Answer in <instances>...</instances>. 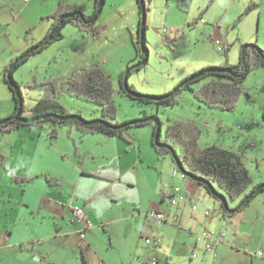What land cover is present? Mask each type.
<instances>
[{
	"label": "rangeland",
	"instance_id": "374dc122",
	"mask_svg": "<svg viewBox=\"0 0 264 264\" xmlns=\"http://www.w3.org/2000/svg\"><path fill=\"white\" fill-rule=\"evenodd\" d=\"M3 1L0 0V5ZM68 1L76 3L86 13L93 11L94 0ZM57 4L58 0L28 1L10 30L16 35V47L24 50L44 37L42 27L48 21L39 20L37 15L41 9L55 8ZM15 11L17 14L18 10ZM140 16L137 0H106L98 20L102 26L100 33L95 36L84 34L68 23L63 29V38L33 55L16 71L15 78L22 85L26 107H33L41 97L42 90L32 85L35 80L42 81L52 75L67 78L75 67L98 62L114 84L115 120L157 114L163 122V135L167 124L174 120L194 122L202 130L199 138L202 146L219 143L242 153L254 181H264V67L248 74L245 90L233 110L208 107L199 102L189 88L182 91L178 102L172 106L141 101L123 92L120 83L122 75V79L126 78L133 66L147 58L146 51L136 46ZM201 18L207 22H202ZM147 24V63L140 69H133L128 77V82L142 93L168 92L185 76L209 64L237 63L241 50L248 43H256L264 49V0H152ZM5 31L0 26V47L9 36ZM215 37L222 40V48H218ZM204 80L194 82L192 87H200ZM58 98L68 109L80 111L87 118L102 116V107L95 102L66 93ZM12 107L13 101L5 102L0 98V117L10 115L14 110ZM70 127H60L56 138L50 135L47 125L41 127L45 140L35 158L36 164H43L40 168L47 165L44 174L51 170L50 174L65 178L63 184L68 195L81 203L86 202L87 209L98 214L97 221L102 225L93 229L91 236L87 233L82 238L71 227L70 220L63 217V212L45 199L47 179L44 176L20 195H4V187L0 186V264H42L40 257L43 255L50 264H103L104 256L125 254L135 264L147 258L165 261L168 252L176 253L180 242L198 238V233L203 230L226 236L216 253L204 255L208 263L264 264L263 258L252 255L264 251V220L261 223L255 212L261 207L264 210V204L258 199L259 196L264 198V193L253 198L245 211L255 212L251 219L253 226L247 224L237 238L247 248H240L238 244L231 247L233 240L229 237L235 236V231L226 226L222 211L215 205L210 206L215 217L211 221L207 218L200 221L196 232L169 224L170 218L160 224L146 215L147 211L155 200L160 201L162 192L167 194L169 187L179 183L180 175L177 171L174 174L175 164L170 155L158 157L151 142L154 124L132 126L126 130L132 136L133 146L121 137L105 139L96 132L82 136L76 126ZM118 140L126 143L127 150L136 148L141 153L138 165L133 164L135 168L122 171L125 155L120 156L115 144ZM97 169L103 171L102 174H95ZM5 174L0 164V181ZM218 190L225 194L223 189L218 187ZM88 197H94L93 201ZM227 198L232 207L239 202ZM210 200L214 199L211 197ZM218 202L215 200L216 205ZM9 203L6 209L2 208ZM58 207L63 209L62 205ZM14 208L16 216L7 221ZM131 210L140 214L128 219L126 215ZM142 220L156 232L158 244L146 243L144 237L153 239V236L141 234ZM88 238L92 241L91 246L87 244ZM237 247L242 251L236 250ZM180 264H200V261H189L187 257Z\"/></svg>",
	"mask_w": 264,
	"mask_h": 264
},
{
	"label": "trees",
	"instance_id": "16d2710c",
	"mask_svg": "<svg viewBox=\"0 0 264 264\" xmlns=\"http://www.w3.org/2000/svg\"><path fill=\"white\" fill-rule=\"evenodd\" d=\"M105 2L106 0H94L93 11L86 13L81 11L76 3L59 0L55 11L47 16L51 19V24L44 37L8 61L2 70V75L13 92L16 109L10 115L0 117V131L10 132L20 127L32 126L45 128L47 125L51 131L50 135L56 138L60 127L70 125V128L76 126L82 136L94 132L103 133L121 137L132 144V136L126 130L132 126L153 123L151 142L158 157L170 155L181 173L202 184L216 199H222L225 215L231 216L242 212L253 198L264 193V181H254L243 154L219 143L202 146L199 143L202 130L194 122L174 120L167 124L165 135H163V122L157 114H144L125 121L115 120L117 108L114 102V84L111 76L98 62L75 67L67 78L52 75L45 77L42 81L35 80L32 85L42 90V94L33 107L29 109L26 107L22 85L15 78L19 67L33 55L63 38V29L68 23L75 25L84 34L95 36L100 33L102 26L98 20ZM151 2L152 0H137L141 14L139 21L141 25H138V29L143 28L145 32L148 29L147 16ZM252 6L253 3L249 5L248 10ZM143 19L145 22L142 25ZM138 29L136 46L146 51L147 58L143 63L133 66L126 78L122 79V75L120 83L123 92L144 102L172 106L178 102L182 91L189 88L196 99L204 105L233 110L238 98L245 90L244 81L248 74L260 66L264 67V49L256 43H248L241 50L237 63L209 64L185 76L168 92L142 93L128 82L133 69H140L148 60L149 48L146 34L141 38ZM200 79L206 80L200 87L193 88L192 84ZM63 93L101 105L102 116L87 118L80 111H71L59 101L58 97ZM3 156L4 154L0 152L1 161ZM12 175L18 183L32 180V178L20 177L13 172ZM46 178L49 183L58 181L54 176L46 175ZM217 186L223 189L225 194L221 193ZM227 196L231 200H238V204L234 207L229 206ZM152 210L155 209L149 210L148 216H151ZM82 258L84 259L83 253Z\"/></svg>",
	"mask_w": 264,
	"mask_h": 264
},
{
	"label": "crops",
	"instance_id": "0c3cea01",
	"mask_svg": "<svg viewBox=\"0 0 264 264\" xmlns=\"http://www.w3.org/2000/svg\"><path fill=\"white\" fill-rule=\"evenodd\" d=\"M27 5H28V1H25V0H5L3 1L2 5H0V26L1 27L3 26L4 30H6L5 32L9 33V36L8 37L6 36L7 39L3 40L4 46L0 47V98L3 99L5 102L13 101V107H12L14 108L13 112L16 109V101L14 99L12 90L10 89L8 84L3 79L2 70L12 57H15L16 54L18 55L19 52L21 53L23 51L22 50L23 47H20V48L16 47V35H14L13 33H10V30L15 25V23L18 22L19 18L21 17L23 11L26 9ZM55 6L57 7L58 4ZM56 7L55 8H45V9L43 8L39 11V14L37 15L39 20L47 19L48 21L47 25L43 24L44 26L42 27V34H43L42 36L46 34L51 24V19L48 18L47 16L48 14L55 11ZM6 8H9L10 10H7ZM15 10H18L17 14ZM19 50H22V51H19ZM1 133H5L3 136H0V152L4 154L2 158L3 161H1L0 159V164L2 165L3 169L6 171V174L4 175V177L1 176L2 180L0 181V186L4 187V189L2 190L4 191V195H12L15 193H18L19 195L24 194V192H27L29 185H33V183H37V181L43 179L44 177L46 180L47 178L45 174L54 176L58 179L57 182L49 183L47 180L45 181L46 183L44 182L45 183L44 184L45 193L43 194H44L45 199L49 200L52 205L56 206L59 210L63 212L64 214L63 217L70 220L71 227L75 229L76 232H78L82 238H85L87 236V233H88V236L89 235L91 236L93 229H95L97 226L100 227V225H102L99 221H97L98 214L94 210H88L86 207V202L81 203L80 201L75 200L74 196L68 195L67 190L63 184V182H65L66 180L65 178H62L61 176H57L55 174L53 175L50 174L53 172L51 170L44 174L43 170H45V168L48 169L47 165H45V168L44 167L40 168L41 166H43V164H40V165L36 164L35 158H37L38 151L39 150L41 151L43 149V141L45 140V136H43L44 135L43 130H41L40 127L37 128V126H32V127H20L19 129H16L10 132H1ZM99 134L105 137V139L106 138L111 139L114 137H118V136H108L103 133H99ZM101 139H103L104 141H108V140H105L104 138H101ZM124 143L125 142L122 140H118L115 143L119 147V153L121 154L120 156L122 157V155H125L124 156L125 161H123V164H124L123 167L121 165V167L123 168L122 171L130 169L131 167H134L133 164L137 166L140 160V157L142 158L141 153H139V151L136 148L127 150L126 149L127 145L126 143L125 144ZM130 146H133V144H131ZM131 163L132 165H130ZM175 169L176 170L174 171V174H176L175 172L177 171V175L178 174L180 175L179 180H178L179 183H177V185H175L174 187H169L168 191H166L167 194H163L162 192L163 195L161 194L160 201L155 200L150 205L149 210L155 209V210L164 212L166 216V220H164L163 222H159V223L163 224L165 222H168L170 218L172 220H171V223L169 224L175 225L176 227H179L181 229L184 228L186 231L189 230L191 233H193V232H196V229H199V223L204 218L205 219L207 218L208 220L211 221L215 217L214 211L210 209V206L215 205L219 207V209L222 211V216L225 219L226 226L231 231H235V236L229 237V239L232 238L234 242V243L232 242L231 247L234 248V244L235 245L238 244L239 246H241L240 248L242 247L247 248L246 245L237 241L239 232L241 230H245L247 227L246 226L247 224L251 225L250 227L253 226L252 225L253 221L251 219H252V214L255 212L257 213L260 219V222L262 223V220H264L263 208L261 207V209L259 208L256 209L255 212L247 213L245 212L246 209L248 208L247 207L246 209L243 210V212H239L231 216L225 215L223 212V208H222V199L218 200L215 197L213 198V196L210 193H208V191L202 184H200L199 182H197L196 180L188 176H182L176 164H175ZM97 170L98 171L94 172L95 174H102L103 171H101L100 169H97ZM12 172L20 177L32 178V180L18 183L16 182V179L13 178ZM83 174L84 173L82 171L80 174L81 177ZM42 183L43 182H40V184ZM164 185L167 187L166 184ZM176 186H179L182 190L185 191L186 199L178 202L177 204H172L170 200L175 195L174 188ZM211 197L212 199H214L213 200L214 202L210 200ZM90 198H92V200H90L92 202L94 197H88V199ZM258 199H261L262 201V202H259L260 204L262 203L264 204L263 196H259ZM215 200L219 201L217 205L215 203ZM74 204H80L84 207L85 213H86V219H87L86 228H85V223L72 219V206ZM194 204L196 205V208L193 207ZM9 205L10 203L7 204L5 207L3 205L2 208L6 209ZM60 205L63 206V209L61 207H58ZM228 205H229V202H228ZM217 207L215 209H217ZM206 210H209L210 213L206 214L205 213ZM9 211H7V213H9ZM132 213H133V210H131L130 214L126 215L128 219H131L135 215L140 214V213L138 214L137 213L132 214ZM12 216H16V208L13 209V212L9 213L7 217V221H9V219ZM152 219L155 220L154 218ZM142 223H143V226L141 229V234L142 235L149 234L153 236V239H151V242L150 243L146 242V243L151 244L152 242H155L156 244H158L159 238L155 236L156 232L153 229L148 227L146 220L145 221L142 220ZM258 223L259 222H257V224ZM254 225L257 226L255 223ZM82 228L86 229L84 232V235L80 233ZM205 231L210 232L211 236L203 235V232ZM203 232H199L198 238L196 239L180 242L181 245L176 251V253L173 254L171 252H168L166 254L167 257L165 258V261L163 259L161 260L156 259L157 260L156 264H180V261L182 259H187V257L189 261L199 259L200 263L207 262L206 259H204V255L209 252L213 253V251L214 253H216L217 248L220 246V244L223 242L224 237L226 238V236L221 234V232L218 234L214 233L213 231H208V230H203ZM144 238H147V236H145ZM201 240H202V244H200ZM208 240L212 241L211 243L212 247L210 249L206 248V243L208 242ZM91 243L92 241L88 238L87 244L91 246ZM240 248L237 247V249L236 248L235 249L241 252L242 249ZM259 251L254 252V254L252 255L264 259L263 255L262 256L258 255ZM153 259L151 258H147L146 260L140 259L136 264H152L151 261ZM40 260L42 264H50L46 262L45 256L43 259L41 256ZM83 261H85V255H84ZM52 264H55V262H52ZM103 264H135V262L130 258V256H127V254H125L119 257H105L104 256ZM205 264H216V263L215 261H213L212 263L207 262Z\"/></svg>",
	"mask_w": 264,
	"mask_h": 264
},
{
	"label": "built area",
	"instance_id": "2783aa9c",
	"mask_svg": "<svg viewBox=\"0 0 264 264\" xmlns=\"http://www.w3.org/2000/svg\"><path fill=\"white\" fill-rule=\"evenodd\" d=\"M25 1H29V0H25ZM215 43L218 45V48H222V40L220 38H216L215 39ZM182 176H185V174L181 173ZM174 192H175V195L171 198V203L172 204H177L178 202L182 201V200H185L186 199V193L184 190H182L179 186H176L174 188ZM194 208H196V205L194 204L193 205ZM72 213H73V219L76 220V221H79V222H82V223H85V228L87 227V219H86V213H85V209L82 205L80 204H74L72 206ZM206 214H209L210 211L209 210H206L205 211ZM150 215L152 217H154L158 222H163L164 220H166V216L164 214V212L162 211H159V210H152L150 212ZM85 228H82V230L80 231V233L82 235H84V232H85ZM203 235L205 236H211V233L210 232H203ZM145 241L147 243H150L151 242V238H145ZM212 247L210 241L206 243V248L207 249H210ZM258 255H263L264 256V251L260 250L258 252ZM152 264H156L157 263V260L156 259H153L151 261ZM200 264H205L204 262H201Z\"/></svg>",
	"mask_w": 264,
	"mask_h": 264
},
{
	"label": "water",
	"instance_id": "95a60500",
	"mask_svg": "<svg viewBox=\"0 0 264 264\" xmlns=\"http://www.w3.org/2000/svg\"><path fill=\"white\" fill-rule=\"evenodd\" d=\"M144 22H145V19H143L142 20V25L144 24ZM141 23V22H140ZM141 25V24H140ZM140 31V35H141V38L143 37V35H145L146 34V32L145 31H143V28L142 29H140L139 30ZM145 32V33H144ZM174 155H176L175 153H173Z\"/></svg>",
	"mask_w": 264,
	"mask_h": 264
},
{
	"label": "clouds",
	"instance_id": "9594fccd",
	"mask_svg": "<svg viewBox=\"0 0 264 264\" xmlns=\"http://www.w3.org/2000/svg\"><path fill=\"white\" fill-rule=\"evenodd\" d=\"M201 21H202V22H207L204 18H201ZM138 25H140V22H139ZM138 30H139V29H138ZM164 31H166V29H164ZM216 38H219V37H215V39H216Z\"/></svg>",
	"mask_w": 264,
	"mask_h": 264
}]
</instances>
